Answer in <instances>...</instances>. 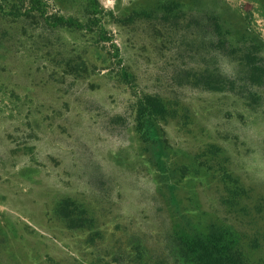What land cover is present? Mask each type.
Wrapping results in <instances>:
<instances>
[{
	"label": "rangeland",
	"instance_id": "1",
	"mask_svg": "<svg viewBox=\"0 0 264 264\" xmlns=\"http://www.w3.org/2000/svg\"><path fill=\"white\" fill-rule=\"evenodd\" d=\"M191 234L264 259V0H0V264Z\"/></svg>",
	"mask_w": 264,
	"mask_h": 264
},
{
	"label": "trees",
	"instance_id": "2",
	"mask_svg": "<svg viewBox=\"0 0 264 264\" xmlns=\"http://www.w3.org/2000/svg\"><path fill=\"white\" fill-rule=\"evenodd\" d=\"M29 9L37 10L33 6ZM186 236L180 235L174 245L180 264H264L263 258L251 259L246 253L248 250L235 242L209 240L197 234Z\"/></svg>",
	"mask_w": 264,
	"mask_h": 264
}]
</instances>
